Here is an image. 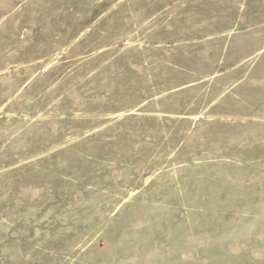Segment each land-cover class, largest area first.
<instances>
[{
  "label": "rangeland",
  "instance_id": "obj_1",
  "mask_svg": "<svg viewBox=\"0 0 264 264\" xmlns=\"http://www.w3.org/2000/svg\"><path fill=\"white\" fill-rule=\"evenodd\" d=\"M0 264H264V0H0Z\"/></svg>",
  "mask_w": 264,
  "mask_h": 264
}]
</instances>
